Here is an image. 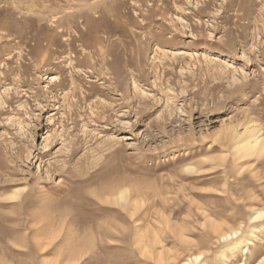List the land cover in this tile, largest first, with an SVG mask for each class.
Returning <instances> with one entry per match:
<instances>
[{
	"label": "rangeland",
	"instance_id": "1",
	"mask_svg": "<svg viewBox=\"0 0 264 264\" xmlns=\"http://www.w3.org/2000/svg\"><path fill=\"white\" fill-rule=\"evenodd\" d=\"M248 124L264 0H0V264H255L264 156L231 147Z\"/></svg>",
	"mask_w": 264,
	"mask_h": 264
},
{
	"label": "bare ground",
	"instance_id": "2",
	"mask_svg": "<svg viewBox=\"0 0 264 264\" xmlns=\"http://www.w3.org/2000/svg\"><path fill=\"white\" fill-rule=\"evenodd\" d=\"M233 144H232V152L234 153V157H236L238 160L239 159H248V158H259L264 156V130L259 127V125L256 124H252V125H246L243 129L242 132L237 133L235 132L234 136H233ZM235 160V159H234ZM123 187V186H122ZM117 191V190H116ZM131 190H128L127 188H122L119 189L117 191V193H113V200L116 204H124L127 203L128 200V193H130ZM19 196V192H15L12 194V198H16ZM134 198V197H133ZM136 200V199H135ZM111 202V201H110ZM133 203V202H132ZM136 203V202H135ZM128 204V203H127ZM135 205V204H134ZM128 206V205H127ZM130 206V205H129ZM125 209V208H124ZM135 214V213H133ZM132 216V213L131 215ZM134 217V216H133ZM264 218V208H260V209H256L254 211V215L252 217L253 220H258V219H262ZM259 225H263L264 226V220H262V222ZM214 229V228H213ZM136 232V231H135ZM224 234V233H223ZM232 234H235V232L233 233H229V234H224L220 237H222V239H228L232 237ZM235 236V235H234ZM254 236V232L253 230H249V233L245 236H241V237H236V239H233L230 243L229 246L231 247V254H235L238 251H243L244 253H246L248 251V243L252 242ZM135 238V237H134ZM135 240V239H134ZM133 240V241H134ZM72 242V241H71ZM142 242V241H141ZM141 242H138L139 244ZM43 244V243H42ZM143 244V243H141ZM145 245V243H144ZM140 246V245H139ZM146 246V245H145ZM141 247V246H140ZM144 248V246H143ZM148 248V247H147ZM149 249V248H148ZM146 249V250H148ZM151 249V248H150ZM143 250V249H142ZM141 250V251H142ZM145 250V249H144ZM152 250V249H151ZM150 250V251H151ZM63 251V250H62ZM80 252V248L78 250ZM82 252V250H81ZM149 252V251H148ZM158 253V252H157ZM220 253V252H219ZM67 254V253H66ZM80 256V253H77V256ZM163 254V253H162ZM160 253L161 256H159L158 253V257L161 260V258L163 259L164 257H162V255ZM149 255V254H148ZM65 256V255H63ZM227 256V253L225 252V250L221 251V257L225 258ZM68 257V255L66 256ZM73 258V257H72ZM200 258V255L198 254H194L191 256L189 255L188 258L180 261L179 263H170V264H192L194 261H197ZM66 259V258H65ZM76 259V257H75ZM157 259V258H156ZM68 260V259H67ZM66 260V262H67ZM80 260V259H79ZM158 260V259H157ZM158 260V261H160ZM164 260V259H163ZM163 260H161L163 262ZM70 261V260H68ZM74 261V260H73ZM59 262V261H57ZM65 264L66 262L63 261ZM72 262V260H71ZM79 262V261H78ZM171 262V261H169ZM63 263V264H64ZM77 263V262H76ZM159 263V262H158ZM264 263V256L259 259L255 264H263ZM68 264V263H67ZM73 264V263H72ZM162 264V263H161ZM165 264V262H164Z\"/></svg>",
	"mask_w": 264,
	"mask_h": 264
}]
</instances>
